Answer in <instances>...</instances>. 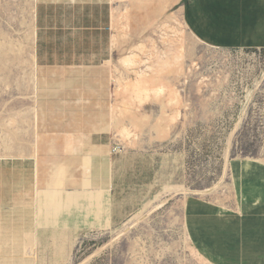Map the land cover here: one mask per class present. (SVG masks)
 I'll use <instances>...</instances> for the list:
<instances>
[{"label": "rangeland", "instance_id": "374dc122", "mask_svg": "<svg viewBox=\"0 0 264 264\" xmlns=\"http://www.w3.org/2000/svg\"><path fill=\"white\" fill-rule=\"evenodd\" d=\"M36 1L0 0V264H210L190 241L185 202L201 195L230 204L231 161L264 162V50L205 46L180 8L139 36L160 45L131 47L122 62L118 56L98 70L46 69L36 58ZM129 1L134 10L137 0ZM169 1L166 7L176 0ZM37 69L50 82L74 80L51 95L49 138L36 126ZM101 70L115 74V101L154 105L114 109L110 148L122 150L110 153L131 163L118 204L135 197L137 207L124 216L113 211L112 190H103L108 199L81 192L107 182L90 141L71 140L84 131L53 125L73 115L77 98L98 96ZM162 104L177 110L161 111ZM53 142L75 146L71 171L68 151L51 149ZM134 161L141 168L132 169Z\"/></svg>", "mask_w": 264, "mask_h": 264}, {"label": "crops", "instance_id": "0c3cea01", "mask_svg": "<svg viewBox=\"0 0 264 264\" xmlns=\"http://www.w3.org/2000/svg\"><path fill=\"white\" fill-rule=\"evenodd\" d=\"M136 2L133 10L129 0H37L38 64L46 69L98 70L105 63L114 62L118 56L121 61L133 50L131 47L160 45L162 41L158 38L139 36L148 29L157 30L164 17L168 18L180 8L183 10L188 32L203 45L240 52L264 50V0H176L174 5L168 7L166 6L169 0ZM126 4L128 18L124 20L122 14ZM148 6H154V9H144ZM118 16L120 24L117 23ZM164 67L163 65L162 68ZM71 75L76 78L80 73L71 72ZM36 76L37 131L43 137L49 138L48 128L52 124L48 107L56 105L51 95L63 87H72L74 80L66 78L65 82H50L38 69ZM96 81L99 82L96 89L98 96L93 93L77 98L79 108L75 107V112L69 110L73 115L54 122L53 125L74 126L77 133L84 131L80 137L75 133L74 139L71 140L78 141L82 138L81 140L90 141L88 151H92L97 159L98 172L101 177H107V182L97 181L100 186L97 193L85 189L81 192L95 194V198L99 197L98 193H102L100 195L108 199L110 195L104 194L103 190H112L113 211L124 216L137 208L134 204L135 197L124 199V202L118 204L120 200L117 188L124 183L125 168H131V163L115 161L116 156L112 155L113 152L110 153L113 150L110 148L113 141L110 131L114 109L117 106H133L132 104L139 103L121 98L120 101H115L114 72L101 70ZM56 84L59 86L54 89ZM127 93L122 90V94ZM153 106V103L149 102V105L133 107L151 109ZM86 107L89 108L88 111L84 110ZM91 108L96 111L92 110L87 114ZM158 109L171 114L177 110L166 104H162ZM84 126H88L87 131ZM50 148H63L68 151L67 169L71 171L75 163V146L53 142ZM106 156H109L110 160L107 164ZM133 168L139 169L141 166L134 161ZM229 170L232 182L230 204L222 205L201 195H190L187 198L184 212L188 236L196 251L210 264H264V162L244 157L236 158L231 161Z\"/></svg>", "mask_w": 264, "mask_h": 264}, {"label": "water", "instance_id": "95a60500", "mask_svg": "<svg viewBox=\"0 0 264 264\" xmlns=\"http://www.w3.org/2000/svg\"><path fill=\"white\" fill-rule=\"evenodd\" d=\"M125 7V11L124 13L122 14V19L126 20L128 18V5H124Z\"/></svg>", "mask_w": 264, "mask_h": 264}, {"label": "bare ground", "instance_id": "6f19581e", "mask_svg": "<svg viewBox=\"0 0 264 264\" xmlns=\"http://www.w3.org/2000/svg\"><path fill=\"white\" fill-rule=\"evenodd\" d=\"M239 12H240V11H239ZM196 65H197V64H196ZM196 67H198V66H196ZM186 83H187V82H185V85H186ZM121 150H122L121 147H116L113 151H114V152H117V151L120 152ZM38 156H39V154H38ZM38 182H39V180H38V178H37V183H38ZM86 185H87V184H86ZM77 189H78V188H77ZM84 189H85V188H84ZM72 190H73V189H72Z\"/></svg>", "mask_w": 264, "mask_h": 264}]
</instances>
